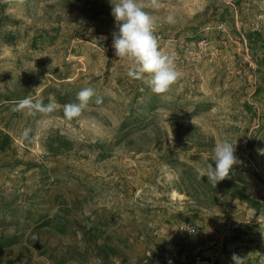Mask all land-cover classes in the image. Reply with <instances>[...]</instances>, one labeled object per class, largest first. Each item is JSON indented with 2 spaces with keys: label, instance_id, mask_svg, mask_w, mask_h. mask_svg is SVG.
Wrapping results in <instances>:
<instances>
[{
  "label": "rangeland",
  "instance_id": "1",
  "mask_svg": "<svg viewBox=\"0 0 264 264\" xmlns=\"http://www.w3.org/2000/svg\"><path fill=\"white\" fill-rule=\"evenodd\" d=\"M139 2L180 73L165 93L127 75L111 0H0V264H219L199 234L235 224L246 238L221 254L264 264V0ZM50 135L70 149L47 152ZM225 139L238 163L213 186L199 172Z\"/></svg>",
  "mask_w": 264,
  "mask_h": 264
},
{
  "label": "clouds",
  "instance_id": "2",
  "mask_svg": "<svg viewBox=\"0 0 264 264\" xmlns=\"http://www.w3.org/2000/svg\"><path fill=\"white\" fill-rule=\"evenodd\" d=\"M112 15L116 22L113 32V47L116 56L130 61L127 75L133 79H141L148 75V84L155 93H165L180 76L174 64V57L160 49L155 35L157 17L145 10L139 0H116L112 2ZM154 7H159L154 4ZM167 23H174L175 16L169 13L165 18ZM95 95L92 87L82 88L77 93V101L64 105V116L68 120L79 117L88 107L90 99ZM16 111L27 115L42 113L45 116L55 110L54 103L44 104L42 100L24 98L16 106ZM43 124V120L41 121ZM25 128L22 136L27 139L31 133ZM235 144L225 139L214 145L212 162L202 168L199 176H206L207 181L215 186L219 181L229 177L233 166L238 163L235 155Z\"/></svg>",
  "mask_w": 264,
  "mask_h": 264
},
{
  "label": "crops",
  "instance_id": "3",
  "mask_svg": "<svg viewBox=\"0 0 264 264\" xmlns=\"http://www.w3.org/2000/svg\"><path fill=\"white\" fill-rule=\"evenodd\" d=\"M240 229H243L242 226L240 227L237 224H235L232 226V229H231V232L233 233L232 235H234V236H229V237L224 238L227 232L220 231L221 234L215 233L214 235H212V236H215V238L219 237L218 239H214V240H211V237H208L207 235L203 234V232H204V230H203L202 233L199 234V239L197 240V243H196L197 248H203L204 249V251L202 252L204 254V256L205 255L206 256L212 255V254L216 255L215 259L217 260V263H219V264H234V261H235L234 256L235 255H237V259L239 261L244 258V257H241V255L244 252V251L242 252V248L236 249L240 254L238 252L232 253L229 258H225L224 254L223 253L221 254V252L223 250L222 247L226 244L227 245L229 244L228 239L230 237L235 238V241L233 242L234 245L240 244L239 240L246 238L243 234H241ZM211 232L212 231H209L208 233H211ZM209 238H210V241L208 240ZM234 238H233V240H234ZM242 243H244V242H242ZM208 245H210V247L205 249ZM228 255H229V253H228Z\"/></svg>",
  "mask_w": 264,
  "mask_h": 264
},
{
  "label": "trees",
  "instance_id": "4",
  "mask_svg": "<svg viewBox=\"0 0 264 264\" xmlns=\"http://www.w3.org/2000/svg\"><path fill=\"white\" fill-rule=\"evenodd\" d=\"M8 140H9V135L5 134V137L0 142V149L1 150L5 149V145H6ZM68 144L71 145V142L66 137H64L62 135H50V136H48V138L45 142V147H46L47 152H52L54 154H57V153H61V152H64V151L70 149L71 146H67ZM202 179L207 180V177L204 176V177H202ZM219 182L225 183L226 181H225V179H223ZM216 191H218V190H216Z\"/></svg>",
  "mask_w": 264,
  "mask_h": 264
},
{
  "label": "bare ground",
  "instance_id": "5",
  "mask_svg": "<svg viewBox=\"0 0 264 264\" xmlns=\"http://www.w3.org/2000/svg\"><path fill=\"white\" fill-rule=\"evenodd\" d=\"M213 261L211 259L208 258H198L197 260H195L192 264H214L212 263Z\"/></svg>",
  "mask_w": 264,
  "mask_h": 264
}]
</instances>
